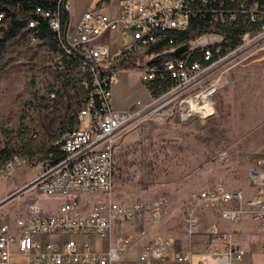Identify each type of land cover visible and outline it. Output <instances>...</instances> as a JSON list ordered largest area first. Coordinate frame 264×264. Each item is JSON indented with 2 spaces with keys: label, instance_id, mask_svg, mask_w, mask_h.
Returning a JSON list of instances; mask_svg holds the SVG:
<instances>
[{
  "label": "built area",
  "instance_id": "built-area-1",
  "mask_svg": "<svg viewBox=\"0 0 264 264\" xmlns=\"http://www.w3.org/2000/svg\"><path fill=\"white\" fill-rule=\"evenodd\" d=\"M112 1L90 0L73 23L69 0H0V28L11 18L23 24L27 49L20 55L21 60L35 53L44 59L40 74L35 77L43 95L51 73L74 77L82 92L74 126L56 130L53 151L38 163L39 172L27 184L42 194L67 199L57 210L48 212L31 201L24 215L1 222L0 264H12L13 246L30 261L42 264H125L123 256L131 248L132 234L122 229L142 219L158 221L167 211L168 200L160 197L126 205L112 197L115 148L121 132L143 114L160 109V115L164 113L162 107L171 99L157 104L161 97L168 92L178 95L205 67L223 56L224 36L216 31L219 26L257 23L256 30L247 29L241 34L237 47L251 38L264 39V3L258 6L249 0H117L113 11ZM193 18L205 19L211 31L203 33V41L198 37L181 54L167 53L170 47L186 44H176L177 36L189 29ZM41 23L47 28L45 35L41 33ZM111 31L119 32L124 40L114 51L110 38L105 37ZM161 41L167 47L159 54L168 57L161 64L153 62L143 69L142 80L146 83L165 78L170 86L148 102L136 101L125 110L113 107L111 88L121 64L153 58L149 50ZM194 53L199 54V59L192 61L190 56ZM48 93L54 95L53 91ZM84 118L86 123L81 127ZM36 164L12 153L0 162V177L7 178L17 165ZM248 180L251 193L228 188L221 181L192 192L184 210V233L196 234L202 227L200 210L212 208L229 222L253 219L264 233V158L249 169ZM97 192L109 197L82 213L75 197ZM207 234L209 241L203 255L215 257V264H243L246 250L230 233L214 223ZM92 237L105 240V249L94 248ZM169 247L168 239L153 237L131 264H192V252L170 253ZM262 252L264 264V244Z\"/></svg>",
  "mask_w": 264,
  "mask_h": 264
},
{
  "label": "rangeland",
  "instance_id": "rangeland-1",
  "mask_svg": "<svg viewBox=\"0 0 264 264\" xmlns=\"http://www.w3.org/2000/svg\"><path fill=\"white\" fill-rule=\"evenodd\" d=\"M89 2L69 0L73 23ZM111 4L115 11L118 1ZM109 38L112 51L124 42L117 31L109 32ZM26 45V36L19 32L0 51V162L1 151L9 149L37 164L17 165L7 178L0 177V223L24 215L31 201L54 209L65 200L27 184L39 172L38 163L47 157L56 130L74 126L82 97L74 77L63 73L49 74L43 95L35 77L44 59L35 53L21 60ZM187 48V44H178L166 52L179 55ZM143 73L136 68L118 70L111 88L113 107L124 110L136 101L145 103L160 95L149 92ZM170 99L162 107L164 113L160 115V109L136 118L117 140L112 197L126 205L160 197L168 200L167 211L158 221L134 222L129 230L131 248L123 256L125 264L138 256L143 242L142 247L156 236L168 239L173 251L189 249L190 238L181 226L192 192L221 181L228 188L251 193L248 171L264 158V39L251 38L241 47L227 49L178 95L168 92L157 104ZM85 123L84 118L81 127ZM108 197L97 192L75 200L87 210ZM209 226L207 222L205 228ZM197 246L190 244L192 264L205 263L207 256L199 254Z\"/></svg>",
  "mask_w": 264,
  "mask_h": 264
},
{
  "label": "trees",
  "instance_id": "trees-1",
  "mask_svg": "<svg viewBox=\"0 0 264 264\" xmlns=\"http://www.w3.org/2000/svg\"><path fill=\"white\" fill-rule=\"evenodd\" d=\"M2 1H8V0H2ZM249 1H255L257 2L258 6L261 5V3H264V0H249ZM1 7V6H0ZM22 22L15 18H11L7 25L5 27L0 28L2 30V33L0 35V51L4 47L5 42L8 38H11L18 34L19 32H22V35H25L23 31H21L22 27ZM40 30L42 35L47 34V28L45 27L44 24H39ZM258 27L257 23H253L251 25L248 24H243L242 22H239L235 26H219L216 28V31L221 33L224 36V40L221 42V46L223 48V51L225 52L227 49H234L236 48L241 40L240 36L242 33L247 31V29L250 30H256ZM208 31H211V28L208 24V22L205 19H199V18H193L190 20V27L186 32L181 33L180 35L177 36L176 44L181 43L182 41H186L187 46H191L190 42H194L198 37H200L203 33H206ZM164 46V42H157L152 48H150L149 52H153L154 56L153 58L150 59H143L140 58L139 62L136 64H121L120 68H136V69H145L153 64V62H157L158 64H161V62L165 61L168 57L166 54H159L161 49ZM199 59V54L194 53L190 56V60H198ZM171 82L169 79H160V78H155L154 80L150 82H146L145 85L147 86V89L149 92L155 96L161 93L162 91L166 90L170 86ZM75 122V121H74ZM74 125V123H73ZM54 146L51 145L49 147V152L53 151ZM4 153H6L4 155ZM1 158L3 159L2 161L6 160L11 154V150L5 149L1 151Z\"/></svg>",
  "mask_w": 264,
  "mask_h": 264
},
{
  "label": "crops",
  "instance_id": "crops-1",
  "mask_svg": "<svg viewBox=\"0 0 264 264\" xmlns=\"http://www.w3.org/2000/svg\"><path fill=\"white\" fill-rule=\"evenodd\" d=\"M105 37H109V33H106ZM125 109H128V108H125ZM245 191L248 192V190H245ZM66 199L67 198H65V200ZM42 208L45 210V212H48V211H55L57 210L58 207L54 209H51V208L46 209L44 207ZM79 209L82 213H86L90 208H88L87 210L84 208L83 209L79 208ZM207 210H209L208 213H210L209 218H207L208 213L206 211L200 210V216L202 219V228L193 236H188L190 239H189V246L187 247V249L188 248L189 249L188 250L181 249V251L191 252L190 244L194 242L196 245H198L197 247L200 248V249L198 248L199 249L198 253L203 254L205 245L209 241V236L207 234L209 227L205 228V225L207 222H209L210 225L216 223L221 230H224L230 233L235 238L237 243H239L242 247L245 248L246 251L243 256V259H244L243 264H263L262 247L264 244V233L260 231L258 224L255 220L246 217V218L240 219L237 222H229V221L222 219L219 216L218 210L213 209V208L207 209ZM128 225L129 226H127L126 228H123L122 231L126 233H130L129 230L130 229L132 230V227L135 225V223L128 224ZM157 237H160V236H157ZM91 239H92V244L94 248L99 247L102 250L105 249L106 247L105 240H98L97 238H94V237H92ZM204 241L205 243L203 244ZM101 242H103V246H101ZM142 245H141V249H142ZM169 251L170 253L173 252V249L171 246L169 247ZM10 262L12 264H42L40 262L30 261L29 256L19 253L15 246H13L12 252L10 254ZM215 263H216V259H213L212 257L207 256V259L205 260V264H215Z\"/></svg>",
  "mask_w": 264,
  "mask_h": 264
},
{
  "label": "bare ground",
  "instance_id": "bare-ground-1",
  "mask_svg": "<svg viewBox=\"0 0 264 264\" xmlns=\"http://www.w3.org/2000/svg\"><path fill=\"white\" fill-rule=\"evenodd\" d=\"M198 104H196L194 107H197ZM185 113L186 115H189V113L186 111V108H185Z\"/></svg>",
  "mask_w": 264,
  "mask_h": 264
}]
</instances>
